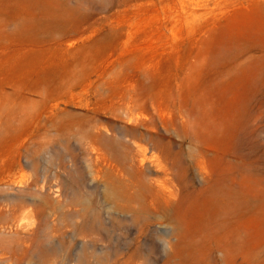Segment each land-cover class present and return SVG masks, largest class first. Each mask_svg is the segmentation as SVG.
Here are the masks:
<instances>
[{
  "label": "rangeland",
  "instance_id": "1",
  "mask_svg": "<svg viewBox=\"0 0 264 264\" xmlns=\"http://www.w3.org/2000/svg\"><path fill=\"white\" fill-rule=\"evenodd\" d=\"M126 128L144 148L163 137L160 162L190 188L196 163L230 170L235 264H264V0H0V264H228L187 245L194 227L210 237L195 204L176 231L110 183L128 161L104 140ZM171 185L186 203V181ZM124 205L157 229L130 233ZM99 213L97 241L81 236Z\"/></svg>",
  "mask_w": 264,
  "mask_h": 264
},
{
  "label": "bare ground",
  "instance_id": "2",
  "mask_svg": "<svg viewBox=\"0 0 264 264\" xmlns=\"http://www.w3.org/2000/svg\"><path fill=\"white\" fill-rule=\"evenodd\" d=\"M65 1L69 2L70 0ZM128 115L127 120L129 124L136 121V118L133 117V112H128ZM160 128L165 129V125L162 124ZM118 136L121 138L118 141L111 142L108 139L104 141L112 146L116 152V158L123 163L128 161V167L109 174L108 179L110 183L125 187V190L129 191L127 194L129 199L135 194H132L131 190L142 194L147 201L144 209L146 211L153 210L160 214L167 221L168 225L176 231H187L190 229L188 213L190 207L193 208V204H195L197 215H194V223H197L196 226H201L210 237H201L205 236V234L198 227H194L195 237L188 238L187 245L194 249L193 251H197L196 248L204 244L205 240H208L212 245L213 251L225 250L228 254V264H235L233 253L237 246L236 237L238 236L236 228L237 200L235 176H233L232 172L229 170V174L225 177L212 180L207 177L208 174L201 172L202 170L198 163H196L193 177L195 182L200 180L202 186L199 188L191 186L190 188V179L187 178L188 173L185 168L175 171L173 167H166L160 162L158 141L164 139L163 137L157 139L149 136L148 146L144 148L134 141L141 136L134 128H126L124 131L119 132ZM91 150L95 153L98 162L102 161L105 163L107 159L102 150L98 148H92ZM148 153L150 154L149 157L147 156ZM146 162L149 163L150 167H155L161 171L163 177L157 179L150 177L145 170ZM168 175H172L171 179L167 177ZM180 177L188 184L186 193L184 194L187 202L176 204L172 202L176 199L177 195L171 183L174 182L175 178L178 179ZM120 209L125 215L123 219L128 223L127 230L130 233L141 235L150 229H157L155 223H152L149 218L134 212L129 205L121 206ZM102 215L100 213L95 214V223L90 229L82 231L81 236L85 235L90 237L91 240L97 241L95 237L99 233V230L96 223H101ZM160 231L162 230L160 229ZM163 231L167 232L169 230ZM221 261L227 263L224 258ZM102 264L136 263L133 256H128L121 262L114 261L109 263L104 261Z\"/></svg>",
  "mask_w": 264,
  "mask_h": 264
}]
</instances>
